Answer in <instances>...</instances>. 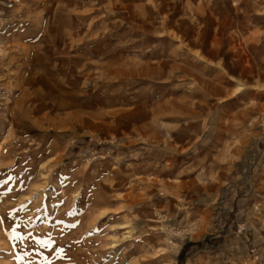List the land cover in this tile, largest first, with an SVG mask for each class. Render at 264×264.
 Listing matches in <instances>:
<instances>
[{"label": "rangeland", "instance_id": "obj_1", "mask_svg": "<svg viewBox=\"0 0 264 264\" xmlns=\"http://www.w3.org/2000/svg\"><path fill=\"white\" fill-rule=\"evenodd\" d=\"M0 264H264V0H0Z\"/></svg>", "mask_w": 264, "mask_h": 264}, {"label": "bare ground", "instance_id": "obj_2", "mask_svg": "<svg viewBox=\"0 0 264 264\" xmlns=\"http://www.w3.org/2000/svg\"><path fill=\"white\" fill-rule=\"evenodd\" d=\"M204 83V85H205V83L206 82H203ZM54 85V84H53ZM206 85L207 86H209V89H208V91H210L211 93H213V94H216V93H218V90H217V88L214 86V85H212V84H207L206 83ZM205 85V86H206ZM38 102V97H35L34 99H33V101H32V107H35V108H37V107H40V106H38L37 103ZM35 103H37V104H35ZM22 106H24V105H22ZM28 107V106H27ZM30 107V106H29ZM233 129V128H232ZM230 129H228V131H229Z\"/></svg>", "mask_w": 264, "mask_h": 264}, {"label": "snow or ice", "instance_id": "obj_3", "mask_svg": "<svg viewBox=\"0 0 264 264\" xmlns=\"http://www.w3.org/2000/svg\"><path fill=\"white\" fill-rule=\"evenodd\" d=\"M17 238L22 239V237H19L18 235H17ZM37 243H39L41 246H48L50 242L49 241H37Z\"/></svg>", "mask_w": 264, "mask_h": 264}]
</instances>
